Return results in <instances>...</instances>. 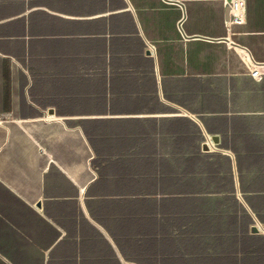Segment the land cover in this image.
I'll use <instances>...</instances> for the list:
<instances>
[{
	"label": "crops",
	"instance_id": "obj_1",
	"mask_svg": "<svg viewBox=\"0 0 264 264\" xmlns=\"http://www.w3.org/2000/svg\"><path fill=\"white\" fill-rule=\"evenodd\" d=\"M242 6L0 0V264H264V0Z\"/></svg>",
	"mask_w": 264,
	"mask_h": 264
},
{
	"label": "built area",
	"instance_id": "obj_2",
	"mask_svg": "<svg viewBox=\"0 0 264 264\" xmlns=\"http://www.w3.org/2000/svg\"><path fill=\"white\" fill-rule=\"evenodd\" d=\"M223 7L229 11V13L234 14L233 20L237 22L238 18V11L243 7V1L244 0H221ZM151 44H147V49L150 50ZM247 69H249V72L252 76H259L260 71L257 68L249 67L247 66ZM7 120L6 115H0V124L5 122ZM204 142V141H203Z\"/></svg>",
	"mask_w": 264,
	"mask_h": 264
},
{
	"label": "trees",
	"instance_id": "obj_3",
	"mask_svg": "<svg viewBox=\"0 0 264 264\" xmlns=\"http://www.w3.org/2000/svg\"><path fill=\"white\" fill-rule=\"evenodd\" d=\"M202 140H204V139L202 138Z\"/></svg>",
	"mask_w": 264,
	"mask_h": 264
},
{
	"label": "water",
	"instance_id": "obj_4",
	"mask_svg": "<svg viewBox=\"0 0 264 264\" xmlns=\"http://www.w3.org/2000/svg\"><path fill=\"white\" fill-rule=\"evenodd\" d=\"M214 138V137H213ZM215 140V139H214Z\"/></svg>",
	"mask_w": 264,
	"mask_h": 264
}]
</instances>
